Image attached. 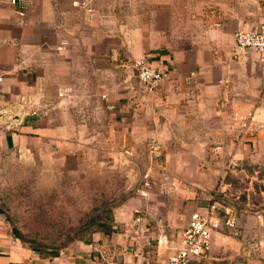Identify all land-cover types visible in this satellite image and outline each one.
<instances>
[{
  "label": "crops",
  "instance_id": "1",
  "mask_svg": "<svg viewBox=\"0 0 264 264\" xmlns=\"http://www.w3.org/2000/svg\"><path fill=\"white\" fill-rule=\"evenodd\" d=\"M22 2L18 16L0 0V151L45 169L124 170L128 190L148 170L138 168L144 156L157 186L150 199L138 189L125 197L107 239L95 244L93 236L51 259L23 248L0 214V264H158L168 253L159 233L173 242L202 211L206 185L257 181L249 171L264 170L261 65L237 50L233 34L264 26V0ZM142 57L164 75L151 93L133 69ZM66 86L73 96L60 100ZM248 112V134L238 141L234 117ZM164 166L174 178L196 171L197 180L167 188L156 177ZM238 222L241 236L216 232L208 258L193 264H264V214L243 210Z\"/></svg>",
  "mask_w": 264,
  "mask_h": 264
},
{
  "label": "rangeland",
  "instance_id": "2",
  "mask_svg": "<svg viewBox=\"0 0 264 264\" xmlns=\"http://www.w3.org/2000/svg\"><path fill=\"white\" fill-rule=\"evenodd\" d=\"M81 73H76V80L83 78ZM99 81H102L101 78ZM143 157L138 168L148 170L143 171L140 176L148 172L155 179L149 171L148 158ZM155 158L153 156L152 161ZM166 168L164 166V170ZM257 171L256 174L249 171L252 177L257 176V181L249 180L243 186L227 185L225 188L219 181L206 185L203 208L210 199H215L235 207L237 217L243 210L251 213L264 210V178H259L264 170L259 168ZM193 172L184 170L177 179L165 170L163 173L159 171L156 177L167 188L170 185L174 187V180L178 187L185 184L184 181L196 182L197 174ZM160 174H166L170 180H164ZM127 178L124 170H84L76 173L60 168L45 169L41 164H27L0 151V214L5 216L7 225L11 228L9 230L23 248L45 259H51L75 248L73 245L77 242L87 244L86 242H92L93 236H96L98 240L94 242L99 244L102 237L107 239L106 236H110V232L114 230L105 229V226L99 228L98 224L111 226L114 210L124 204L128 194L139 188L137 185V189L128 190ZM225 179H229L228 182L233 179L240 180L232 177ZM222 187L224 190L220 189ZM190 201L192 200L189 199L184 205H190ZM159 234L162 238L165 235L164 230Z\"/></svg>",
  "mask_w": 264,
  "mask_h": 264
},
{
  "label": "built area",
  "instance_id": "3",
  "mask_svg": "<svg viewBox=\"0 0 264 264\" xmlns=\"http://www.w3.org/2000/svg\"><path fill=\"white\" fill-rule=\"evenodd\" d=\"M9 4L18 7L15 10L18 16L24 15L25 4L22 0H9ZM233 35L236 48L240 53H253L257 55L258 62L261 65V82L264 88V26L259 31H243L239 29ZM63 46L64 44H61L57 49H61ZM133 68L136 71L141 89L145 93L153 92L164 78L163 73L153 67L144 57L135 60ZM74 91L75 88L72 86L60 88L57 91V97L60 100L71 99ZM27 103H30V101ZM31 112L33 115H37L35 109ZM252 117L253 112L234 117L235 124L238 125L236 135L238 141H242L247 136ZM222 150L223 145L218 144L214 146L217 156L222 153ZM154 151L155 148H151V153ZM125 153L127 154L128 150H125ZM163 179L170 180L166 174H163ZM156 186L157 182L155 179H152L149 173L145 172L140 176L138 195L144 199H150L151 192ZM135 214L137 216L134 222L137 224L136 227H139L138 224L141 223L140 212L136 210ZM263 214L264 210L255 212L257 219L261 218ZM223 229H228L234 236L242 235L235 207L222 201L210 199L202 211H195L190 215L187 226L174 238L173 242H168L165 235L162 236L163 238H158V244L163 245L166 252H168L158 264H193L194 262L206 260L210 253L213 235ZM162 239L163 242L161 241Z\"/></svg>",
  "mask_w": 264,
  "mask_h": 264
},
{
  "label": "trees",
  "instance_id": "4",
  "mask_svg": "<svg viewBox=\"0 0 264 264\" xmlns=\"http://www.w3.org/2000/svg\"><path fill=\"white\" fill-rule=\"evenodd\" d=\"M104 226H105V229H111V226H112V225H111V226H107L105 223H99V224H98V227H99V228H103ZM56 256H57V255H56Z\"/></svg>",
  "mask_w": 264,
  "mask_h": 264
}]
</instances>
